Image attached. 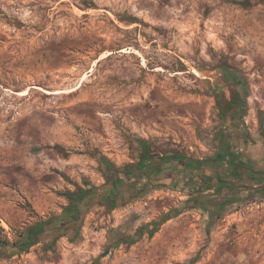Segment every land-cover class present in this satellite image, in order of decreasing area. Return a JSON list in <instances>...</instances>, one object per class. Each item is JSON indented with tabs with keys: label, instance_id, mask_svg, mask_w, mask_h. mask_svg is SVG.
I'll return each instance as SVG.
<instances>
[{
	"label": "rangeland",
	"instance_id": "obj_1",
	"mask_svg": "<svg viewBox=\"0 0 264 264\" xmlns=\"http://www.w3.org/2000/svg\"><path fill=\"white\" fill-rule=\"evenodd\" d=\"M234 94L245 110L222 119L218 99ZM221 128L262 178L234 179L238 200L213 217L228 188L199 187L205 175L218 185L224 165L108 183L103 157L133 169L148 145L209 158ZM262 171L264 0H0V240L62 214L84 181L127 197L92 200L78 234L0 248V264H264Z\"/></svg>",
	"mask_w": 264,
	"mask_h": 264
},
{
	"label": "trees",
	"instance_id": "obj_2",
	"mask_svg": "<svg viewBox=\"0 0 264 264\" xmlns=\"http://www.w3.org/2000/svg\"><path fill=\"white\" fill-rule=\"evenodd\" d=\"M120 20L130 22L135 19L134 17L128 16L120 17ZM230 74L231 78L238 81L239 84H242L245 87L246 83L243 77L232 72ZM218 107L220 117L225 119L227 117V113L234 117L242 115L246 107V102L245 99L240 97V95L234 94L230 101L225 100L224 97L218 99ZM216 139L219 143L217 152L212 157L198 160L192 159L179 151H164L161 154L153 151L148 145L144 146L139 162L133 169L119 168L113 164L108 157H103L102 163L106 168L105 171L108 183H112L114 185V182L118 181L124 187H134L136 180H138L136 178L138 175L136 172L143 174V176L149 178V182H151V180L155 178V175L160 177L166 173L168 164L182 163L186 167L187 165H190V163H194L195 165H201L202 168L203 166H210L213 163L224 165L226 166L227 175H225V177L221 176V181L218 185H212L210 183L212 181V177L210 175H205L204 183H202L199 187V190L201 191L214 189L215 186L216 188H228V192L231 197L221 201L219 204H211L209 207L208 210L213 217L215 213L223 212L226 207L232 206L234 202L238 200L236 196H233L234 189L229 187V185L233 183L232 179L239 178L242 176V173L246 174V177L243 179L260 180V178H262L259 175L260 178L258 179L259 171L255 172L257 174L252 173V169H248V171L245 172L244 169L247 166V163L238 157L237 153L232 149V142L230 141V136L226 133L225 128H221L218 131ZM227 167L229 168L227 169ZM262 173H264V171H262ZM254 177L257 178L254 179ZM261 193H264L263 187L261 189ZM63 194L66 196L68 203L64 206L62 214L48 219H39L29 225H26L20 231L16 240H0V248L8 247L21 253L29 251L32 246L42 241V239L45 238L49 232H54L56 235L55 237L61 235L71 236V231L78 234L83 223L84 214L91 205L92 200L97 199L98 201L101 197H103L104 201L110 204V208L114 209L119 206L120 199H127L125 195H114L112 193V189L106 188L105 186L95 187L89 181H84V186H79L74 191H65ZM129 197L130 196H128V198ZM170 218V215H166L140 226L134 235H127L124 242L132 244L138 241L146 233L153 236ZM71 238H73V236ZM196 260L197 257L193 259V261Z\"/></svg>",
	"mask_w": 264,
	"mask_h": 264
},
{
	"label": "flooded vegetation",
	"instance_id": "obj_3",
	"mask_svg": "<svg viewBox=\"0 0 264 264\" xmlns=\"http://www.w3.org/2000/svg\"><path fill=\"white\" fill-rule=\"evenodd\" d=\"M228 168H229V167H227V169H228ZM232 181L235 182L234 179H232Z\"/></svg>",
	"mask_w": 264,
	"mask_h": 264
}]
</instances>
